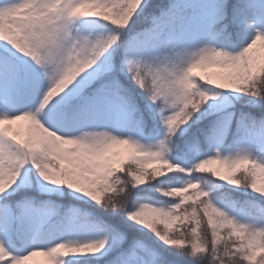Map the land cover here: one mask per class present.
<instances>
[{"label":"snow or ice","instance_id":"snow-or-ice-1","mask_svg":"<svg viewBox=\"0 0 264 264\" xmlns=\"http://www.w3.org/2000/svg\"><path fill=\"white\" fill-rule=\"evenodd\" d=\"M0 264H264V0H0Z\"/></svg>","mask_w":264,"mask_h":264}]
</instances>
